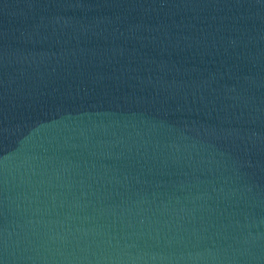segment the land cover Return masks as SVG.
Returning a JSON list of instances; mask_svg holds the SVG:
<instances>
[{
    "label": "water",
    "instance_id": "water-1",
    "mask_svg": "<svg viewBox=\"0 0 264 264\" xmlns=\"http://www.w3.org/2000/svg\"><path fill=\"white\" fill-rule=\"evenodd\" d=\"M0 264H264V0H0Z\"/></svg>",
    "mask_w": 264,
    "mask_h": 264
}]
</instances>
